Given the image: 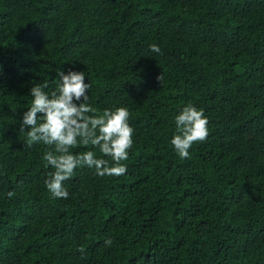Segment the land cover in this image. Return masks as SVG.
Here are the masks:
<instances>
[{
  "label": "trees",
  "instance_id": "1",
  "mask_svg": "<svg viewBox=\"0 0 264 264\" xmlns=\"http://www.w3.org/2000/svg\"><path fill=\"white\" fill-rule=\"evenodd\" d=\"M70 70L99 113L128 110L133 145L124 175L79 167L58 199L20 126ZM188 104L208 136L180 159ZM90 150L110 161L71 152ZM0 264H264V0H0Z\"/></svg>",
  "mask_w": 264,
  "mask_h": 264
},
{
  "label": "clouds",
  "instance_id": "2",
  "mask_svg": "<svg viewBox=\"0 0 264 264\" xmlns=\"http://www.w3.org/2000/svg\"><path fill=\"white\" fill-rule=\"evenodd\" d=\"M153 53H161L158 45L149 46ZM56 88L50 93L48 81L34 83L30 89L31 106L23 113L20 132L25 134L27 146L43 143L50 146L42 159L53 171L48 173L45 187L53 198H68L64 182L70 180L79 167L94 168L96 175H124L127 171L122 162L128 159L133 145V128L129 125V112L124 107L105 109L99 113L88 104V88L84 72L64 71L57 73ZM162 82V75L158 77ZM39 114V115H38ZM176 134L170 143L180 159L190 158L189 150L194 143L203 142L208 136V120L203 110L192 104L183 107L175 117ZM27 129V131H26ZM78 144L98 148L104 157L97 158L94 151L73 154ZM14 192H8L12 198ZM112 241L105 240V246ZM78 251L84 253L83 247Z\"/></svg>",
  "mask_w": 264,
  "mask_h": 264
}]
</instances>
